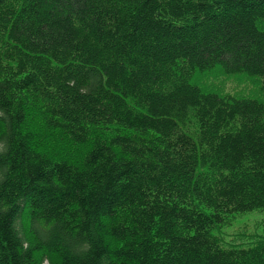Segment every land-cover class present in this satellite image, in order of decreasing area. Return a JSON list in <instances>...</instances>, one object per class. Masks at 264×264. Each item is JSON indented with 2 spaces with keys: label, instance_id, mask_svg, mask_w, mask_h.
Returning <instances> with one entry per match:
<instances>
[{
  "label": "trees",
  "instance_id": "16d2710c",
  "mask_svg": "<svg viewBox=\"0 0 264 264\" xmlns=\"http://www.w3.org/2000/svg\"><path fill=\"white\" fill-rule=\"evenodd\" d=\"M26 103L84 154L34 146ZM257 209L264 0H0V264H264L211 234Z\"/></svg>",
  "mask_w": 264,
  "mask_h": 264
},
{
  "label": "rangeland",
  "instance_id": "374dc122",
  "mask_svg": "<svg viewBox=\"0 0 264 264\" xmlns=\"http://www.w3.org/2000/svg\"><path fill=\"white\" fill-rule=\"evenodd\" d=\"M194 82L204 90L231 93L235 96H250L257 99L263 98L256 79L238 73L227 74L220 67L206 71L203 75L197 74ZM24 109V129L30 137L27 139L48 155L73 162L78 160L89 147L87 146L89 144H77L53 127H48L43 117L38 113L37 106L26 103ZM112 129L105 132L99 130L94 134H101L102 137L108 139L113 133ZM211 234L223 246H252L263 243L264 209L225 215L223 221L212 228Z\"/></svg>",
  "mask_w": 264,
  "mask_h": 264
}]
</instances>
